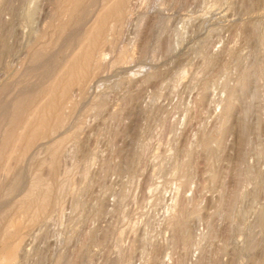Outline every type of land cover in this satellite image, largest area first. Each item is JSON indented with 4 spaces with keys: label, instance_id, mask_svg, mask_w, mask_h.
<instances>
[{
    "label": "rangeland",
    "instance_id": "1",
    "mask_svg": "<svg viewBox=\"0 0 264 264\" xmlns=\"http://www.w3.org/2000/svg\"><path fill=\"white\" fill-rule=\"evenodd\" d=\"M75 1L0 0L13 262L264 264V0H150L173 26H149L131 66L109 52L95 93L74 92L63 125L28 145L40 91L87 28L91 1ZM153 53L148 84L136 70Z\"/></svg>",
    "mask_w": 264,
    "mask_h": 264
},
{
    "label": "bare ground",
    "instance_id": "2",
    "mask_svg": "<svg viewBox=\"0 0 264 264\" xmlns=\"http://www.w3.org/2000/svg\"><path fill=\"white\" fill-rule=\"evenodd\" d=\"M89 1H91V10L88 15L87 28L81 35V40L70 51L67 60L58 70L50 86L40 91L41 95H39L32 114L37 123L36 127L32 128L28 145L36 138L43 137L46 132L54 134L56 132L54 128L63 125L66 110L75 106L73 100L70 99L74 92H77L80 97L91 96L95 93L99 87L97 84L103 79L104 70L110 64L107 61L109 52L117 51L120 56L127 54L129 60L125 61V64L131 66L133 55L141 48L143 49L142 44L148 27L158 20L165 21L167 27L170 28L177 20L161 8L162 4H152L150 0ZM82 6V0L75 1L76 9ZM194 20L196 25V19ZM187 23L182 22L181 29L186 30ZM154 57L153 53L151 58L145 61L144 66L136 70L146 74L142 82L148 84L154 82L152 79L157 75ZM62 141L56 143L55 155L60 152ZM22 242L19 244L21 245ZM16 257L15 248L7 251V225L0 224V260L2 264H15L16 262L13 261Z\"/></svg>",
    "mask_w": 264,
    "mask_h": 264
}]
</instances>
